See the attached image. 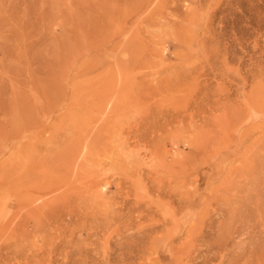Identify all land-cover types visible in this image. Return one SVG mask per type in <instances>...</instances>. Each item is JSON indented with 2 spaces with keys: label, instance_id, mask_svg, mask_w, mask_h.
<instances>
[{
  "label": "rangeland",
  "instance_id": "1",
  "mask_svg": "<svg viewBox=\"0 0 264 264\" xmlns=\"http://www.w3.org/2000/svg\"><path fill=\"white\" fill-rule=\"evenodd\" d=\"M0 264H264V0H0Z\"/></svg>",
  "mask_w": 264,
  "mask_h": 264
},
{
  "label": "bare ground",
  "instance_id": "2",
  "mask_svg": "<svg viewBox=\"0 0 264 264\" xmlns=\"http://www.w3.org/2000/svg\"><path fill=\"white\" fill-rule=\"evenodd\" d=\"M88 13H89V12H88ZM116 17H117V16H116ZM76 127H77V126H76ZM81 129H82V128H81ZM113 129H114V128H113ZM86 130H87V129H86ZM102 130H103V129H102ZM31 131H32V130H31ZM112 132H113V131H112ZM115 132H116V131H115ZM117 133H118V132H117ZM98 135H99V134H98ZM102 135H103V134H102ZM115 135H116V134H115ZM119 135L121 136V134H119ZM77 136H78V135H77ZM82 136H83V135H82ZM84 136H85V135H84ZM96 136H97V135H96ZM110 136H111V135H110ZM110 136H109V137H110ZM90 137H91V136H90ZM73 138H74V137H73ZM75 138H76V136H75ZM112 138H113V137H112ZM117 138H118V137H117ZM81 139H82V137H81ZM106 139H107V138H106ZM108 140H109V139H108ZM84 141H86V140H84ZM84 141H83V142H84ZM89 141H90V140H89ZM102 141H104V140H102ZM74 142H75V141H74ZM78 142L80 143V140H79ZM85 143H86V142H84V144H85ZM114 143H115V142H114ZM80 144H81V143H80ZM88 144H89V143H88ZM102 144H104V143H102ZM70 145H71V144H70ZM73 145H74V144H73ZM77 145H78V144H77ZM117 145H118V144H117ZM75 146H76V145H75ZM83 146H84V145H83ZM88 146H90V145H88ZM114 146H115V145H114ZM121 146H122V145H121ZM102 147H104V146L102 145ZM107 147H108V146H107ZM110 147H111V146H110ZM73 148H74V146H73L71 149L73 150ZM76 148H77V147H76ZM80 148H81V147H80ZM90 148H91V147H90ZM92 148H93V146H92ZM84 149H85V148H84ZM100 149H101V148H100ZM63 150H64V149H63ZM63 150H62V151H63ZM68 150H69V149H68ZM68 150H67V151H68ZM75 150H76V149H75ZM75 150H74V152H75ZM87 150L89 151L88 148H87ZM71 152H72V151H69L68 153H71ZM79 153H80V152H79ZM53 154H54V153H53ZM72 154H73V153H72ZM72 154H71V156H72ZM76 154H77V153H76ZM91 154H92V153H91ZM62 155H63V154H62ZM64 155H65V153H64ZM69 155H70V154H69ZM54 156H55V155H54ZM57 156H58V155H57ZM66 156H67V155H66ZM74 156H75V155H74ZM81 156H82V154H81ZM90 157H92V156H90ZM66 158H67V157H66ZM57 159H58V158H57ZM89 159H90V158H89ZM95 159H96V158H95ZM97 159H98V158H97ZM101 159H102V158H101ZM87 160H88V159H87ZM172 160H173V159H172ZM172 160H171V161H172ZM59 161H60V160H59ZM69 161H70V160H69ZM95 161H96V160H95ZM158 161H159V160H158ZM164 161H165V159H164ZM201 161H202V160H201ZM203 161H204V160H203ZM160 162H161V161H160ZM173 162H174V161H173ZM52 163H53V162H52ZM60 163H61V162H60ZM87 163H88V162H87ZM171 164H172V163H171ZM175 164H176V163H175ZM57 165H58V163H57ZM57 165H56V166H57ZM98 165H99V164H98ZM108 165H109V164H108ZM49 166H50V165H49ZM89 166H91V165H89ZM114 166H115V165H114ZM164 166H165V165H164ZM164 166H163V167H164ZM180 166H182V165H180ZM180 166H179V167H180ZM161 167H162V166H161ZM182 167H183V166H182ZM164 168H165V167H164ZM94 169H96V168H94ZM58 170H59V169H58ZM85 170H86V169H85ZM67 171H68V170H67ZM105 171H106V170H105ZM56 172H57V171H56ZM95 172H96V170H95ZM102 172H103V171H102ZM172 172H173V171H172ZM169 173H170V172H169ZM175 173H176V172H175ZM98 174H99V173H98ZM100 174H101V172H100ZM96 175H97V174H96ZM172 175H173V174H172ZM62 177H63V176H62ZM93 177H94V176H93ZM95 177H96V176H95ZM102 177H103V176H102ZM103 178H104V177H103ZM97 179H98V178H97ZM100 179H101V178H100ZM47 180H48V179H47ZM70 180H71V179H70ZM75 180H76V179H75ZM90 180H93V179H90ZM80 181H81V180H80ZM95 181H96V180H95ZM95 181H94V183H95ZM76 182H77V181H76ZM89 182H90V181H89ZM89 182H88V185L90 184ZM102 182H103V179H102ZM97 183H98V182H97ZM97 183H96V184H97ZM91 185H92V184H91ZM91 185H90V186H91ZM99 186H100V185H99ZM96 187H97V185H96ZM50 188H51V187H50ZM56 188H57V187H56ZM65 188H66V187H65ZM92 188H94V186H93ZM92 188H91V189H92ZM97 188H99V187H97ZM82 189H83V188H82ZM91 189H90V190H91ZM55 190H56V189H55ZM90 190H89V191H90ZM97 190H98V189H97ZM94 191H95V190H93V193H94ZM83 192H84V191H83ZM96 192H97V191H96ZM86 193H88V192H86ZM97 193H98V192H97ZM83 194H84V193H83ZM95 194H96V193H95ZM192 194H193V193H191V195H192ZM52 195H53V194H52ZM183 195H184V194H183ZM183 195H182V196H183ZM187 195H188V194H187ZM48 196H49V195H48ZM195 196H197V195H195ZM195 196H193V197H195ZM90 197H91V196H90ZM169 197H170V196H169ZM181 198H182V197H181ZM186 198H187V197H186ZM188 198H189V199H187V201L190 200L189 195H188ZM184 199H185V198H184ZM193 199H194V198H193ZM55 201H56V200H55ZM184 203H185V200H184ZM227 203H228V201H227ZM182 205H183V204H182ZM186 205H187V204H186ZM105 206H106V205H105ZM201 207H202V206H201ZM203 207H204V206H203ZM181 209H182V207H181ZM136 215H137V214H136ZM187 217H188V216H187ZM166 222H167V221H166ZM200 222H201V220H200ZM96 227H97V226H96ZM193 232H194V231H193ZM183 249H184V248H183Z\"/></svg>",
  "mask_w": 264,
  "mask_h": 264
}]
</instances>
